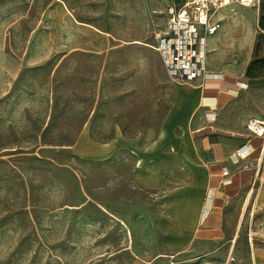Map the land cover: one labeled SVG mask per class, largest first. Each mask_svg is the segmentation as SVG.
I'll return each mask as SVG.
<instances>
[{
    "label": "crops",
    "instance_id": "0c3cea01",
    "mask_svg": "<svg viewBox=\"0 0 264 264\" xmlns=\"http://www.w3.org/2000/svg\"><path fill=\"white\" fill-rule=\"evenodd\" d=\"M111 14L112 0H0V77L49 69L52 77L103 78L72 152L103 162L130 157L132 184L150 195V217L165 253L193 256L226 237L227 206L242 197L257 153L264 154V138L246 128L264 110L245 75L225 65L247 66L244 52L253 34L249 45L227 57L223 51L234 42L237 23L223 13L222 28L208 37L207 58L209 71L223 79L182 82L168 76L159 53L143 42V20L118 31ZM129 46L139 53L129 54ZM82 61L88 68L92 63L88 74ZM115 78L118 98H112Z\"/></svg>",
    "mask_w": 264,
    "mask_h": 264
},
{
    "label": "rangeland",
    "instance_id": "374dc122",
    "mask_svg": "<svg viewBox=\"0 0 264 264\" xmlns=\"http://www.w3.org/2000/svg\"><path fill=\"white\" fill-rule=\"evenodd\" d=\"M173 1L112 0L113 28L129 30L143 20V42L152 45ZM224 8L218 18L227 11L237 23L231 36L235 44L223 51L227 57L245 48L253 34L244 52L247 66L228 60L225 65L245 75L264 110V0L255 8ZM137 48L129 46L128 53H139ZM91 64L88 68L82 61L80 69L88 74ZM118 68L119 61L113 62ZM49 73L0 77V264H264L262 153L242 197L227 206L226 237L202 245L193 256L171 257L150 217L149 193L132 184L131 158L103 162L72 152V138L104 79ZM112 89V98H118L119 78L112 79Z\"/></svg>",
    "mask_w": 264,
    "mask_h": 264
},
{
    "label": "built area",
    "instance_id": "2783aa9c",
    "mask_svg": "<svg viewBox=\"0 0 264 264\" xmlns=\"http://www.w3.org/2000/svg\"><path fill=\"white\" fill-rule=\"evenodd\" d=\"M259 0H175L168 7L163 29L154 34L150 45L161 56L168 76L175 81H194L200 77L223 79L208 69V37L222 24L218 12L231 4L255 8ZM247 130L264 138V119L251 118ZM246 153L240 152L242 157ZM264 229V225H263Z\"/></svg>",
    "mask_w": 264,
    "mask_h": 264
},
{
    "label": "bare ground",
    "instance_id": "6f19581e",
    "mask_svg": "<svg viewBox=\"0 0 264 264\" xmlns=\"http://www.w3.org/2000/svg\"><path fill=\"white\" fill-rule=\"evenodd\" d=\"M263 156H264V154H263Z\"/></svg>",
    "mask_w": 264,
    "mask_h": 264
}]
</instances>
